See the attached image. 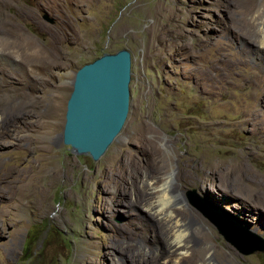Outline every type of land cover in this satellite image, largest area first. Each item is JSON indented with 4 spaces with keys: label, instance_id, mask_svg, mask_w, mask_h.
<instances>
[{
    "label": "rangeland",
    "instance_id": "rangeland-1",
    "mask_svg": "<svg viewBox=\"0 0 264 264\" xmlns=\"http://www.w3.org/2000/svg\"><path fill=\"white\" fill-rule=\"evenodd\" d=\"M249 1L0 0V264H134L151 226L114 183L124 166L142 185L152 140L184 196L169 207L206 228L210 252H234L225 264H264V250L239 252L187 194L264 240V0ZM120 48L127 114L93 161L61 142L70 79ZM237 163L239 182L225 180Z\"/></svg>",
    "mask_w": 264,
    "mask_h": 264
},
{
    "label": "water",
    "instance_id": "water-1",
    "mask_svg": "<svg viewBox=\"0 0 264 264\" xmlns=\"http://www.w3.org/2000/svg\"><path fill=\"white\" fill-rule=\"evenodd\" d=\"M41 18L48 23L54 21L46 13ZM129 76L130 54L125 48L103 52L72 73L61 130V142L70 152L86 154L93 161L103 154L126 118ZM187 194L224 240L239 252L249 254L264 250V240L209 207L194 191Z\"/></svg>",
    "mask_w": 264,
    "mask_h": 264
},
{
    "label": "bare ground",
    "instance_id": "bare-ground-1",
    "mask_svg": "<svg viewBox=\"0 0 264 264\" xmlns=\"http://www.w3.org/2000/svg\"><path fill=\"white\" fill-rule=\"evenodd\" d=\"M250 8H254L252 3ZM256 44L258 50H264V33L259 34ZM154 137L157 139V136ZM155 142L152 140L147 145V152L152 160L148 162L150 169L142 185H138L137 179L140 176L138 169L134 170L138 177L133 178L125 175L126 168L124 166L120 167V177L114 183L118 200L126 204L133 212H143L150 222L148 223L149 227L151 226L149 233L152 234V237L146 238L148 235H145L143 240L145 246L138 250L137 255H133L132 263L225 264L228 258L235 255L234 252L224 250L221 253L219 248H214V252H210L212 248L208 247V241L214 238L205 231L206 228L197 227L198 223L195 220L190 219L187 221L185 214L174 211L169 207L175 200H177L174 202L176 204L184 201V196L180 192L176 199L177 186H172L168 181L170 174L168 173L169 166L167 162L165 164L154 159L155 156L160 155ZM216 164L219 163L210 164V167H218ZM240 170L239 163L235 166H229L228 169H225L228 173H226V179H224L227 180L231 175L230 173H232L233 180L239 182ZM185 176L187 178L191 177L187 171ZM154 178L155 181H152ZM130 194L134 195L133 200ZM187 213L190 212L187 211ZM138 218L141 219L142 216H138ZM194 230L197 231L200 238L195 237ZM152 240H155L157 245H154ZM121 263L123 262L121 261Z\"/></svg>",
    "mask_w": 264,
    "mask_h": 264
}]
</instances>
